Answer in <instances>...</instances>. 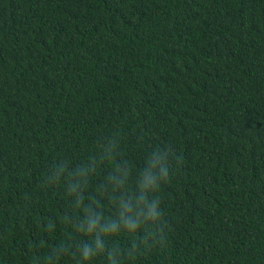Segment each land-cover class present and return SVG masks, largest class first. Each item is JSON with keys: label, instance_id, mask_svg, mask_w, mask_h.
<instances>
[{"label": "trees", "instance_id": "obj_1", "mask_svg": "<svg viewBox=\"0 0 264 264\" xmlns=\"http://www.w3.org/2000/svg\"><path fill=\"white\" fill-rule=\"evenodd\" d=\"M114 136L84 193L105 218L114 166L131 190L170 149L166 242L129 257L135 237H103L121 264H264V0H0V264H79L95 237L45 177Z\"/></svg>", "mask_w": 264, "mask_h": 264}, {"label": "clouds", "instance_id": "obj_2", "mask_svg": "<svg viewBox=\"0 0 264 264\" xmlns=\"http://www.w3.org/2000/svg\"><path fill=\"white\" fill-rule=\"evenodd\" d=\"M118 140L114 136L107 141V144L100 145L97 156L90 160L92 164L85 167H78L73 173L69 171L67 163H61L58 168L51 171L45 177V184L54 185L66 181V191L73 197L74 206L82 209L83 220L74 226L76 230L85 235L94 236L91 244L85 242L79 247V264L91 261L94 257L104 254L107 256L108 264H121L119 257L122 250L113 247L108 248L103 237L116 236L120 232H126L135 237L131 251L127 252L129 257L134 256L141 245L145 248L152 246H163L166 242L165 230L167 223L163 221V212L160 208V197L154 195L161 185L170 179L169 161L170 149H156L147 159L146 166L139 173L133 189L128 188L132 169L126 163H117L113 172L109 173L108 181L102 186L101 191L107 195L116 208L114 217L105 218L96 209L100 206L99 200L85 201V189L89 178L96 171L97 160H113L117 155ZM143 229L142 235H138ZM65 250L54 253L56 259L64 254ZM49 264H53L49 258Z\"/></svg>", "mask_w": 264, "mask_h": 264}]
</instances>
